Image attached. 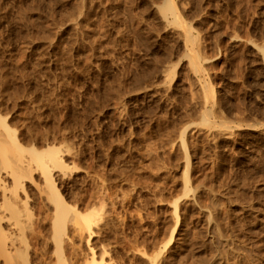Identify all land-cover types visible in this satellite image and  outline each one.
Wrapping results in <instances>:
<instances>
[{"label": "rangeland", "instance_id": "1", "mask_svg": "<svg viewBox=\"0 0 264 264\" xmlns=\"http://www.w3.org/2000/svg\"><path fill=\"white\" fill-rule=\"evenodd\" d=\"M164 1L0 0V101L34 130L61 129L75 144L85 134L94 144L100 136L120 150L122 176L146 195L163 170L167 187L164 195H149L150 210L172 221L173 200L182 196L189 204L194 191L183 195L180 124L170 121V104L163 101L170 94L192 128L191 186L228 208L237 207L232 195L255 196L262 205L264 179L251 175L264 149V0H184L192 12L183 13L209 57L201 75L188 62L180 27L163 17ZM205 78L224 104L218 122L231 120L229 126L201 123L202 110L211 107L198 96ZM144 96L151 98L150 111ZM210 129L223 133L214 136ZM156 142L165 157L150 151ZM122 176L109 180L118 199L129 188ZM133 249L126 241L125 250ZM254 251L259 262L248 264H264V244Z\"/></svg>", "mask_w": 264, "mask_h": 264}, {"label": "bare ground", "instance_id": "2", "mask_svg": "<svg viewBox=\"0 0 264 264\" xmlns=\"http://www.w3.org/2000/svg\"><path fill=\"white\" fill-rule=\"evenodd\" d=\"M160 10L166 22L180 27L188 62L201 75L209 57L183 13L192 10L184 0H165ZM166 77L171 79L172 71ZM204 81L198 96L203 107H211L202 110L201 123L229 126L231 120L218 122L223 101L212 82ZM144 97L150 111L151 98ZM170 98L168 94L163 101L170 104V121L180 124L177 136L186 157L183 195L194 191L189 204L182 196L173 200L172 221L154 217L150 210L149 195H164L167 187L163 170L157 172V183L147 186L146 195L128 174L122 176L127 170L118 160L120 150L106 146L100 136L94 144L85 134L75 144L61 129L34 130L0 101V264H137L139 256L143 264L259 262L254 247L264 244V202L256 205L255 196L232 195L237 207L228 208L220 197L202 195L191 186L187 135L192 128L178 113L180 103ZM165 150L160 142L150 145L156 158L165 157ZM261 153L253 179H264V149ZM120 175L129 181L122 199L109 190V180ZM261 189L264 198V184ZM126 241L132 242V252L125 250Z\"/></svg>", "mask_w": 264, "mask_h": 264}]
</instances>
